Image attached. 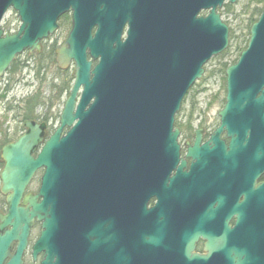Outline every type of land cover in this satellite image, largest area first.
I'll use <instances>...</instances> for the list:
<instances>
[{"label":"water","instance_id":"1","mask_svg":"<svg viewBox=\"0 0 264 264\" xmlns=\"http://www.w3.org/2000/svg\"><path fill=\"white\" fill-rule=\"evenodd\" d=\"M227 1L238 2L156 0L150 18L140 14L122 41L114 0H0V77L25 51L40 52L58 19L74 13L69 37L57 51L58 67L74 69L59 126L48 137L44 126L26 122L27 132L1 152L0 193L8 213L0 214V264H24L35 220L42 231L34 259L43 253L41 264H70L74 250H85L81 217L72 209L76 199L104 196L116 180L124 195H133L135 162L158 171L178 158L176 115L205 66L230 43L220 12ZM11 9L21 21L14 34L1 26ZM202 11L208 13L199 17ZM79 93L82 104L74 116ZM220 115L264 130V9L251 26L247 48L226 70ZM40 170L38 192L26 193Z\"/></svg>","mask_w":264,"mask_h":264},{"label":"flooded vegetation","instance_id":"2","mask_svg":"<svg viewBox=\"0 0 264 264\" xmlns=\"http://www.w3.org/2000/svg\"><path fill=\"white\" fill-rule=\"evenodd\" d=\"M114 2L126 41L140 14L150 18L156 0ZM73 14L58 19L54 34L41 41L42 50L46 44H61L60 49L66 43ZM224 90V98L184 100L175 122L178 158L158 171L135 162L133 195H124L116 180L104 196L76 199L79 204L72 209L81 217L79 242L85 250H74L70 264H264V130L226 122L220 115ZM206 92L211 91L199 90L197 97ZM80 104L79 98L74 116ZM39 183L35 179L27 193L36 194ZM0 197V214L6 215V198ZM41 231L35 220L24 264L42 263L43 253L36 260L32 254ZM17 246L14 242L11 254Z\"/></svg>","mask_w":264,"mask_h":264},{"label":"rangeland","instance_id":"3","mask_svg":"<svg viewBox=\"0 0 264 264\" xmlns=\"http://www.w3.org/2000/svg\"><path fill=\"white\" fill-rule=\"evenodd\" d=\"M263 8L264 0H238L236 4L231 5L228 12L226 9L221 11L222 18L236 36L241 35L243 39H246L247 29L259 18V13ZM20 25L21 22L17 13L13 10L7 13L2 22V27L6 31L8 30L7 32L17 31ZM237 43V38H230L229 46L223 53L225 56L221 55L223 62L231 63L237 59L239 54L236 50ZM60 45L54 44V46H51L46 44L44 50L40 53L28 52L21 58L23 63H25L21 70L18 69L12 73L8 71L4 76L0 77V172L3 168L1 149L5 145L3 143L5 135L9 134L8 136L16 139L25 131V121L22 115L24 116L27 112L28 99H39L38 96L41 97V102L37 99L39 101L38 106L34 104L36 103L35 100L30 102L34 105L31 110L33 120L47 124L50 133L59 126V117L70 91L59 98V85L67 78H72L73 82L74 78L73 67L68 68L65 72L58 68L54 51ZM219 57L213 58L205 66L203 78L194 85L186 100L224 98L226 76L222 73H212L220 63V60L217 59ZM41 65L42 70L40 71ZM202 89H207L211 92L201 93L197 97L199 90ZM41 175L42 172L37 175V181L40 180ZM3 206V200L0 197V210Z\"/></svg>","mask_w":264,"mask_h":264},{"label":"trees","instance_id":"4","mask_svg":"<svg viewBox=\"0 0 264 264\" xmlns=\"http://www.w3.org/2000/svg\"><path fill=\"white\" fill-rule=\"evenodd\" d=\"M230 7H231L230 5H226L224 7V9H226V11L228 12ZM261 12L259 13V16L261 15ZM250 28H251V26L247 29L248 31L246 33V39H243L241 35L240 36H236L232 30L230 31V38H233V39L237 38L238 39V43L236 44V46H237L236 50L239 52L238 57H237V59L235 61H233L231 63L223 62V60H222L223 57L222 56H225V55H222L221 57L217 58V59L220 60V63L218 65V67L216 68V70L212 72L213 74L222 73V74L225 75V72H226L227 68L230 65L234 64L235 62H237L241 52L247 47V43H248L249 37H250V33H249L250 32ZM23 66H25V63H23L22 59L19 58L16 61H14V63L11 65V67L9 69V72L12 73V72H16V70H18V69L21 70L23 68ZM41 70H42V65H41L40 71ZM71 82H72V78L71 79L67 78L64 81H62V84L59 85L60 86L59 87V98H61L66 92H68L70 90ZM38 97H39V99L38 98L37 99L40 100V102H41V97L40 96H38ZM37 99H34V98L28 99V103L29 104L27 105V112H26V114L24 116L22 115V117L24 118L23 119L24 121L33 120L31 110L34 107V105L32 103H30V102H31V100H35L36 103H34V104H36L38 106L39 101H37ZM8 135L9 134H6L5 135L6 136L5 137V141L4 142L2 141L5 144L11 142L14 139V138H11Z\"/></svg>","mask_w":264,"mask_h":264}]
</instances>
